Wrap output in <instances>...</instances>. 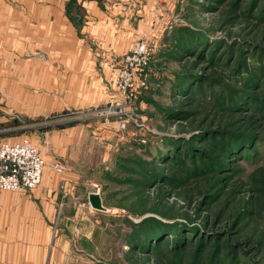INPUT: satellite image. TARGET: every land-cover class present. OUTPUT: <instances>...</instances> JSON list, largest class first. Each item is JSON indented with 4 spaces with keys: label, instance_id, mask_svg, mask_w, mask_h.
Returning a JSON list of instances; mask_svg holds the SVG:
<instances>
[{
    "label": "rangeland",
    "instance_id": "obj_1",
    "mask_svg": "<svg viewBox=\"0 0 264 264\" xmlns=\"http://www.w3.org/2000/svg\"><path fill=\"white\" fill-rule=\"evenodd\" d=\"M152 2L146 29L137 24L129 40L152 55L123 129L103 116L115 91L104 96L91 82L102 75L96 58L118 39L87 26L86 1L72 0L71 49L44 48L34 35L1 68L0 137L31 142L44 174L56 176L50 164L62 162L78 201L99 187L107 232L91 257L75 253L80 264H264V0ZM183 82L187 95L177 93ZM234 139H249L248 151L224 153L220 142ZM159 150L171 160L156 161ZM145 219L160 221L162 234L147 253L129 241ZM176 229L177 241L164 232Z\"/></svg>",
    "mask_w": 264,
    "mask_h": 264
},
{
    "label": "crops",
    "instance_id": "obj_2",
    "mask_svg": "<svg viewBox=\"0 0 264 264\" xmlns=\"http://www.w3.org/2000/svg\"><path fill=\"white\" fill-rule=\"evenodd\" d=\"M83 1L87 3L86 25L91 22L102 27L105 36L113 37L114 31L118 39L109 44L112 50L108 48L110 51L102 58H96L102 65V75L91 78L96 85L95 90L106 96L109 89L114 90L113 72L122 61L118 50L131 47L130 36L137 24L146 29L153 2L139 0L142 6L137 8V0ZM70 2L0 0V73L3 65L24 56L15 52L31 48L30 41L34 40V35L44 48H55V43L64 41L71 49L73 19ZM98 2L107 4V8L103 9ZM45 41L52 44L42 43ZM61 182H64L66 196L60 191ZM76 182L73 176L60 178L57 174L43 173L40 186L34 190L0 191V264H73L75 253L91 257L89 252L96 248V235L107 232L106 228L98 226L101 216L107 212H99L89 206L88 195L95 192L94 187L84 193V201H78L81 192H78ZM100 198L102 205L110 210L104 205L101 195ZM78 206L83 208L81 215L77 214ZM110 233L115 235L117 232L110 230ZM78 256L74 260L76 263L81 261Z\"/></svg>",
    "mask_w": 264,
    "mask_h": 264
},
{
    "label": "built area",
    "instance_id": "obj_3",
    "mask_svg": "<svg viewBox=\"0 0 264 264\" xmlns=\"http://www.w3.org/2000/svg\"><path fill=\"white\" fill-rule=\"evenodd\" d=\"M168 1L156 0V6L160 8ZM151 55L150 49L137 41L131 45L122 66L116 71L113 83L115 93L110 97L103 116L116 118L120 129L131 119L137 99L135 79L147 69ZM45 167L41 152L31 142H4L0 137V191L17 193L36 189L41 184ZM50 168L58 175H64L66 171L64 164L56 160L51 162ZM93 187L99 193V187ZM59 188L63 196H66L64 182L59 184ZM82 209L78 206L77 214L81 215Z\"/></svg>",
    "mask_w": 264,
    "mask_h": 264
},
{
    "label": "trees",
    "instance_id": "obj_4",
    "mask_svg": "<svg viewBox=\"0 0 264 264\" xmlns=\"http://www.w3.org/2000/svg\"><path fill=\"white\" fill-rule=\"evenodd\" d=\"M72 1V0H71ZM197 52V51H196ZM185 53H189V51L185 52ZM192 53V52H191ZM198 59L202 57V55L198 54ZM187 83V82H186ZM186 83H181L180 84V88L177 90V93L182 95V94H188L187 90L189 89ZM183 84V85H182ZM182 85V86H181ZM247 103L250 102V98L247 97ZM223 140V138H222ZM247 142H249V139L246 141H242L239 139H234L233 141H222L221 143V148L224 149V153H228L229 156H234L236 153H243V152H247L248 151V147L247 146ZM170 150L173 149L172 144H170ZM168 146V144L165 145V147ZM186 148L188 147V144H186L185 146ZM181 152V150L178 152V154ZM182 153V152H181ZM168 155L166 153V151H157L156 152V161L159 162H163L162 160H171L170 157L168 158ZM181 155L184 156V154L182 153ZM225 155H222V158ZM179 160L177 161V163L179 161H181L183 158L179 157ZM208 167V166H206ZM199 169H203V167H197ZM150 173H156L153 170H150ZM148 184V183H147ZM157 222L156 225L155 222ZM160 221L155 220V219H149V220H143L140 224V228L137 229V231L133 232V235L130 236V240L132 242V247L135 251H139V252H144L147 253V251L151 250L152 247H156V245L158 244L157 240L159 239V237L162 235L161 234V230L160 229V225H159ZM197 231L196 229L193 230L191 229H187L186 232L190 233L191 235H193V232ZM164 232H168L167 234L170 235L171 237L173 236L175 241H177L178 236H177V229L175 232H171L169 230L164 231ZM197 235L200 236V238H203L200 232H197ZM168 236V238L170 237ZM163 242V241H162Z\"/></svg>",
    "mask_w": 264,
    "mask_h": 264
},
{
    "label": "water",
    "instance_id": "obj_5",
    "mask_svg": "<svg viewBox=\"0 0 264 264\" xmlns=\"http://www.w3.org/2000/svg\"><path fill=\"white\" fill-rule=\"evenodd\" d=\"M88 204L93 210H96L99 212L109 211L102 205V201H101L99 193H96V192L90 193L88 195Z\"/></svg>",
    "mask_w": 264,
    "mask_h": 264
}]
</instances>
